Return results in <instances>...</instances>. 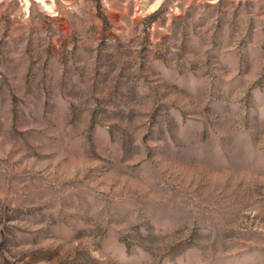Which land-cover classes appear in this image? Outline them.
Instances as JSON below:
<instances>
[{
	"label": "rangeland",
	"instance_id": "1",
	"mask_svg": "<svg viewBox=\"0 0 264 264\" xmlns=\"http://www.w3.org/2000/svg\"><path fill=\"white\" fill-rule=\"evenodd\" d=\"M0 264H264V0H0Z\"/></svg>",
	"mask_w": 264,
	"mask_h": 264
}]
</instances>
